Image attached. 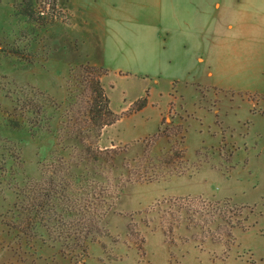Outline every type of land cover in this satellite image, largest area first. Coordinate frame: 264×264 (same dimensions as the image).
<instances>
[{"label":"rangeland","instance_id":"obj_1","mask_svg":"<svg viewBox=\"0 0 264 264\" xmlns=\"http://www.w3.org/2000/svg\"><path fill=\"white\" fill-rule=\"evenodd\" d=\"M19 1L0 0V264H264V54L224 55L220 88L203 86L197 61L166 35L170 0H58L64 14L47 25L17 14ZM245 4L259 20L264 0ZM96 76L115 112L147 92L148 104L105 128L97 146L116 150L94 160L80 138H93ZM26 98L39 113L22 111ZM171 100L185 138L163 136L144 153ZM175 139L184 159L170 155ZM54 169L71 197L108 207L85 252L54 216L32 220L22 209ZM179 210L170 240L160 221Z\"/></svg>","mask_w":264,"mask_h":264},{"label":"trees","instance_id":"obj_2","mask_svg":"<svg viewBox=\"0 0 264 264\" xmlns=\"http://www.w3.org/2000/svg\"><path fill=\"white\" fill-rule=\"evenodd\" d=\"M16 11L17 14L25 16L29 21H36L39 25H47L53 19L59 17L60 14H64L58 6V0H20L16 6ZM89 67L91 69L97 68L95 66ZM99 70L104 75L109 72V69L106 67H100ZM88 81V88L91 91V102L87 108V124L90 127H88L89 130L92 131L93 138L89 142H85L86 140L84 138H80V141L83 144L84 156L97 160L103 156L104 152L116 150V147L113 149H101L97 146V139L101 136L103 129L106 126L116 123L123 116L139 112L146 107L148 104V92L147 96L138 98L127 110L117 113L110 106V98L102 86L99 76L90 78ZM177 81L175 79L173 84L176 85ZM17 104L21 107L22 111L32 112L34 114L40 112V104L34 98H26L21 102L19 100ZM41 106L43 107V104ZM168 106V113L162 115L157 131L151 136L144 153H149L150 146L163 136H180L181 140L185 138L184 133L187 130L186 127L183 123L176 122L171 114L174 107L173 100L169 102ZM165 123H167L166 126H164ZM171 152L170 155L172 157L184 159L186 151L183 147H178L177 140L175 139V143L171 146ZM69 189L70 185L62 178L61 173L56 169L51 170L49 177L33 182V187L31 188L32 200L29 201V205L23 206L22 209L29 212V217H32V220L39 219L41 221L47 213L50 215L47 216L48 221L52 219L51 216H54L60 225L65 227L63 232H61V234H64V239H73L76 242L75 245H79L80 249L85 252L87 240L91 242L96 241L97 234L101 233L102 228L100 223L106 215L108 207L105 208L106 202L103 200L98 202L93 201L87 204L83 197L73 198L71 197ZM99 195L103 197L104 193L99 192ZM57 205L61 206V209L70 214L68 220L63 221V214L58 213L55 209ZM209 212L211 214L209 218H206V222L214 221V212L207 209L205 214L208 215ZM70 218L74 219L70 220ZM180 219L181 213L179 210L170 213L169 216H165L160 221L164 234L170 240L173 238L174 227L179 223ZM194 221L197 223L192 218V222ZM29 222L31 221L29 220ZM129 227L131 229V224H129Z\"/></svg>","mask_w":264,"mask_h":264},{"label":"crops","instance_id":"obj_3","mask_svg":"<svg viewBox=\"0 0 264 264\" xmlns=\"http://www.w3.org/2000/svg\"><path fill=\"white\" fill-rule=\"evenodd\" d=\"M170 1L174 8L173 30L166 35L174 37L172 45L179 48L178 52L197 61L192 68L205 74L202 83L195 77L192 80L220 88V78L214 79L215 72L220 73V58L228 55L256 60L264 54V12L259 20L252 19V10L244 5L247 0L243 6L242 0ZM232 32L238 41H231Z\"/></svg>","mask_w":264,"mask_h":264}]
</instances>
